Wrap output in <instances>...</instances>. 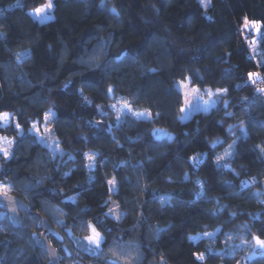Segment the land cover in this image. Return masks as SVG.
I'll return each instance as SVG.
<instances>
[{
    "label": "trees",
    "instance_id": "trees-1",
    "mask_svg": "<svg viewBox=\"0 0 264 264\" xmlns=\"http://www.w3.org/2000/svg\"><path fill=\"white\" fill-rule=\"evenodd\" d=\"M16 1L0 0V115L23 132L0 120L14 138L11 155L0 151V181L64 235L74 253L61 262L93 260L70 235L91 225L103 235L100 264H264V249L245 259L239 248L264 239V0H53L43 22L30 9L44 0ZM249 19L262 22L257 58ZM188 75L227 92L183 121L176 81ZM121 99L152 117L119 115ZM51 110L63 152L30 131ZM112 178L120 221L108 214ZM21 214L16 227L0 205V264H48L42 228Z\"/></svg>",
    "mask_w": 264,
    "mask_h": 264
},
{
    "label": "rangeland",
    "instance_id": "rangeland-1",
    "mask_svg": "<svg viewBox=\"0 0 264 264\" xmlns=\"http://www.w3.org/2000/svg\"><path fill=\"white\" fill-rule=\"evenodd\" d=\"M23 0H17L15 2V4L17 5L18 3H21ZM212 0H201V3L203 5V7H205L207 9V7L210 6ZM47 3V0H44L43 2L40 3V5L38 7L43 6L44 4ZM53 3V8L48 12V16L50 17L49 19H46L44 21H49L51 20V18L55 17L54 16V1L52 0ZM36 7V8H38ZM36 8H32L30 9V13L32 14L33 17H35L36 19H38L34 13V9ZM39 21H41L40 19H38ZM248 22V27H243L244 29V35L246 36V38L249 40L250 43V47H251V54L250 56H252L253 58H257V54L259 53L258 50V42H259V36L263 31L262 28V22H258L256 20H252L249 19L247 20ZM255 25H259V29H257V27ZM254 74H256L255 76H253V79L256 81V83H258V85L261 86L260 80L262 79V75L259 72H252ZM176 85L177 87L180 88V90L183 92V98H184V103L182 106V113L180 115V119L183 121H187L191 116H193L195 113H197L198 111H209L211 108H213V106L217 105V103L219 102V100L222 98V95H224L227 92L226 88H219V89H215L213 87H206V88H202L201 86L198 85H194L191 81V76L188 75L186 78H181L178 79L176 81ZM220 90H226V91H220ZM211 93V95L209 94ZM112 107L113 109L118 112L119 115H122L123 113H128L131 114L132 116H136L138 118H151L152 114L149 111L143 110V111H137L135 110L133 107H131L127 102H125L124 100H116L115 102L112 103ZM3 113H8V112H3ZM2 113V114H3ZM51 113L52 116L50 119H46V116ZM222 112L220 111V114ZM1 114V115H2ZM9 114V118L7 121L2 120V125L3 126H8L11 125L12 123L17 125V120L14 116H12L10 113ZM139 114V115H137ZM45 118L43 122H38V121H34V124L36 125V127L39 129V131L37 132L36 129H34L33 127L31 128V131L33 133H36V135L42 139V141L47 144L49 147H51V149L58 153V152H63L64 148L61 146L59 137L56 136L54 130H53V119L55 117V114L53 113V111H49L45 114ZM32 124V126L34 125ZM216 123L215 121L212 123L211 128L215 129ZM20 129V133L23 132L22 128L19 127ZM161 133H164V131H160ZM6 138V139H5ZM7 141H11L12 143L9 144L7 143ZM13 144H14V138L4 134V133H0V145H3L5 148L8 149L9 151V155H11L13 149ZM2 152V151H1ZM231 150L229 148L225 149V151H223L221 153V155L223 154V156H227L228 154H230ZM3 153V152H2ZM8 155V156H9ZM90 155H95L94 153L90 152ZM95 157V156H94ZM115 181V184H110V188H111V192L112 195L107 199L108 201V214L113 218L116 219L118 221H120L124 215H125V211L121 208L119 201L117 199H115V197L113 196L115 192H117L118 188V181L116 178H112L109 180L110 181ZM0 185H4L7 186L10 190L7 191L11 192V185L8 182H2L0 181ZM4 193V192H1ZM110 209H113L114 211L110 212ZM63 219H58L57 223L61 225ZM220 230V228L215 229L214 231H204V232H198L193 234L192 238L194 239H200V238H204L205 237H213L215 236L216 233H218ZM98 231V230H97ZM99 232V231H98ZM90 234L83 236L82 238H85L89 235H91V231L89 232ZM100 233V232H99ZM102 235V233H100ZM36 235V234H35ZM72 235V234H70ZM50 239L52 240V242H56V245L58 246L59 249H61L63 254H66L68 256H72L73 255V249L70 247V245H68V243L65 241V237L63 234H60L57 230H54L52 232H50L49 234ZM103 238V235H102ZM228 238L231 239V243H237L234 242L233 240L236 239L235 236H228ZM261 238V237H260ZM247 239V238H246ZM263 239V238H261ZM56 240V241H54ZM103 241V239H102ZM88 242V241H87ZM89 244V243H88ZM91 247L95 248V246L90 245ZM250 247V248H249ZM77 248V247H76ZM239 248H243L244 252H246L245 254V259H249L252 256H254L255 254L261 252L263 249H261L258 245H255V240H250L248 239L246 243H242V245L239 246ZM249 248V250L247 251V249ZM97 253L102 251V242L99 246V248H96ZM95 255V257L93 258V260H83L82 258H78L75 257L73 259H70L68 264H100L101 260H100V254ZM202 254H204V257L206 255V252H201ZM199 253V254H201ZM99 257V258H98ZM241 261L238 263L240 264ZM102 264V263H101ZM218 264H223V263H218Z\"/></svg>",
    "mask_w": 264,
    "mask_h": 264
},
{
    "label": "water",
    "instance_id": "water-1",
    "mask_svg": "<svg viewBox=\"0 0 264 264\" xmlns=\"http://www.w3.org/2000/svg\"><path fill=\"white\" fill-rule=\"evenodd\" d=\"M0 205L6 209L11 217L14 226H21L22 224V214L21 210H25L28 213L34 214L38 225L42 228L39 235H35L36 242L38 246L43 247L48 253L51 260L48 264H64L61 262L62 253L58 246H56L49 237L50 232L54 231V224L51 220L39 211H32L29 203H26L24 199L20 196L12 193H1L0 192ZM72 240L76 245L77 249L81 253H87L89 255H95L96 248L91 247L85 238L79 235L72 234Z\"/></svg>",
    "mask_w": 264,
    "mask_h": 264
},
{
    "label": "snow or ice",
    "instance_id": "snow-or-ice-1",
    "mask_svg": "<svg viewBox=\"0 0 264 264\" xmlns=\"http://www.w3.org/2000/svg\"><path fill=\"white\" fill-rule=\"evenodd\" d=\"M53 8V3H52V0H47V3L44 4L43 6L41 7H38L36 9H34V13L36 15V17L38 19H40L42 22L46 19H49L50 17L48 16V12ZM257 27V29H259V25H255ZM245 27H248V22L246 21L245 23ZM256 74L252 73L250 74V77L251 76H255ZM220 91H226V90H220ZM260 91H264V89H260ZM211 95V93H209ZM139 115V114H137ZM52 116L51 113H49L47 116H46V119H50ZM9 118V114L8 113H3L2 115H0V120H4V121H7ZM16 127H20L19 124L16 125ZM33 128L36 129V131L38 132L39 129L36 127V125L34 124L33 125ZM31 131V130H30ZM6 139V138H5ZM7 143L11 144L12 142L11 141H7ZM0 151L3 152L4 156L7 157L9 155V151L7 148H5L3 145H0ZM88 160L89 161H93L95 159V157L93 155H89L88 157ZM195 157H193V161L195 162ZM223 159V157H217V162H219V160ZM110 184H115V181H110L109 182ZM10 189L7 187V186H4V185H0V192H4L6 193L7 191H9ZM114 211L113 209H110V212ZM90 228H91V235L85 237V239L88 241L89 245H93L95 246V248H99L101 242H102V235L96 230L95 226H91L90 225ZM254 240H255V245H258L261 249H264V239H261L260 237H254ZM197 258L199 260H204L205 257H204V254H198Z\"/></svg>",
    "mask_w": 264,
    "mask_h": 264
}]
</instances>
